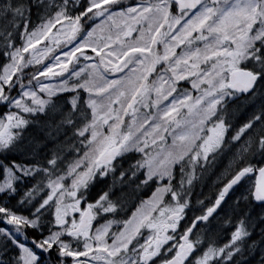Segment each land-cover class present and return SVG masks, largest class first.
Here are the masks:
<instances>
[{
  "label": "rangeland",
  "instance_id": "obj_1",
  "mask_svg": "<svg viewBox=\"0 0 264 264\" xmlns=\"http://www.w3.org/2000/svg\"><path fill=\"white\" fill-rule=\"evenodd\" d=\"M80 1H56L53 13L26 30L22 45L12 50L0 73V104L8 110L0 113V134L8 128L0 136V150L28 123L27 114L43 111L61 93L87 91L90 136L81 142L71 164L51 178L41 203L54 205L59 228L36 244L57 248L56 260L45 250V264H134L161 235L162 222L187 209L180 202V192L174 191L169 206L164 203L177 164L190 157L194 171L216 151L233 147L226 167L211 181L210 189H215L246 154L249 162L254 159L252 152L264 150L263 115L231 137V127L215 116L227 97L236 96L229 87V72L259 61L258 56L252 58L251 49L257 43L264 46V0H204L200 9L180 15L171 11L168 0H89L86 10ZM79 7L80 14H72ZM15 77L21 84L14 95ZM157 142L163 151L154 163L151 155L147 161V180H157V191L140 203L121 228L114 219L100 223L114 207L110 193L85 200L89 183L106 173L98 163L100 154L123 143L124 154L145 152ZM31 173V166L6 168L0 193L10 190L20 174ZM251 188L249 179L236 197L241 194L240 199L246 200L244 193ZM238 199L230 209L232 216L240 213ZM80 204L92 206L95 221L86 232L72 235L69 225L75 215L71 212ZM18 218L26 223V217ZM230 219L225 223L233 225L229 239L237 244L238 253L250 257L252 264H264V220L255 229L257 221ZM253 230L258 239L246 248L244 241ZM12 234L26 239L21 230ZM37 254L22 243L19 264H38L41 254ZM92 258L97 263H90ZM212 258L204 254L198 261L207 264Z\"/></svg>",
  "mask_w": 264,
  "mask_h": 264
},
{
  "label": "trees",
  "instance_id": "obj_2",
  "mask_svg": "<svg viewBox=\"0 0 264 264\" xmlns=\"http://www.w3.org/2000/svg\"><path fill=\"white\" fill-rule=\"evenodd\" d=\"M56 1L58 0H0V73L8 63L12 50L22 45L26 30H30L52 14ZM88 1L81 0L79 6L86 10ZM135 1L139 0H131L130 2ZM81 7L72 13L80 14L78 10ZM82 21L86 22L87 17L84 16ZM253 50L257 51L255 47ZM257 55L259 61L256 63L249 61L250 64L247 65L261 73L259 87L251 93L227 98L219 110L223 119L231 127L229 130L230 137L242 127L247 126L248 123L255 121L256 117L264 116V46ZM255 56L256 52L252 58ZM39 67L40 65L37 69ZM14 83L16 85L11 90V94L15 95L19 91L18 88L21 83L16 81V77L12 80V84ZM88 95L87 91L79 89L54 96L43 111L27 115V125L19 129L16 138L8 147L0 150V184L6 178V168H13L19 164L31 166L33 170L30 175L20 174L10 190L0 193V264H19L21 259L19 244L15 242L13 235L5 231L7 228L5 220L11 219V216H26L28 220L33 221L45 220L44 225L41 226L19 222L20 228L29 238L38 240L44 235L43 230L46 234L49 233V222L53 218L52 213L39 212L37 207L48 193L51 178L55 177L58 170L63 172L66 166L71 164L73 157L77 155L75 152L82 148L81 142L90 136L92 112L90 109L91 99L88 98ZM3 110L8 111L5 105L0 104V112ZM229 155L224 150L221 156L217 155V161L212 158L204 167H200L199 171L223 169L227 164ZM255 156V160L248 162L246 160L248 154H246L240 167L262 164L263 162L258 157H264V150L260 149ZM129 157L117 164L118 173L132 168L136 160L139 162L142 157L145 158V156L137 153L131 154ZM216 164L217 166H215ZM188 169L189 161L186 158L176 168L174 178L176 188L184 186ZM143 170L145 171V169ZM144 171L131 182H128L129 179H133L131 173H126L127 176L114 174L110 178L98 179L92 183V190L98 192L108 186L118 191L116 196L119 205L117 213H119L126 210L124 206L134 197L137 189L136 183L145 178L146 171ZM209 182V178L199 176L194 180L193 188L196 190L195 193L205 194L210 201L215 196L213 197L206 192L210 187ZM202 190L204 191L202 192ZM240 196L241 194H239L238 199L240 211L238 213L248 221L251 220L252 224L257 221L255 229L258 228L264 220V208L254 203L250 192L246 200L240 199Z\"/></svg>",
  "mask_w": 264,
  "mask_h": 264
},
{
  "label": "water",
  "instance_id": "obj_3",
  "mask_svg": "<svg viewBox=\"0 0 264 264\" xmlns=\"http://www.w3.org/2000/svg\"><path fill=\"white\" fill-rule=\"evenodd\" d=\"M176 1L179 5V10L183 9H196L202 2V0H173ZM259 78V74H255L251 70H235L230 73V84L232 87H234L238 91H247L252 90ZM118 152V149H115L111 152V154L107 157L103 155L104 160H110L111 156L116 154ZM254 172L248 171L246 169L240 171L225 187L223 190V197L218 199L216 205L209 209L207 211V214L203 218H198L195 223L193 224L192 228L186 233V235L183 238V241L185 242L188 237L190 236L193 229L196 227V225L201 221H206L211 216L214 215V213L217 211L223 200L226 198V196L229 194V192L237 185L239 182H241L247 175L253 174ZM255 201L257 203H264V166L257 171V178H256V185L253 192ZM90 215L89 213H86L83 223L81 227H85L88 224ZM193 251V248L189 244L182 245L177 255L167 264H184V262L188 259L190 253Z\"/></svg>",
  "mask_w": 264,
  "mask_h": 264
},
{
  "label": "flooded vegetation",
  "instance_id": "obj_4",
  "mask_svg": "<svg viewBox=\"0 0 264 264\" xmlns=\"http://www.w3.org/2000/svg\"><path fill=\"white\" fill-rule=\"evenodd\" d=\"M179 219H180V220H179ZM179 219H178V220H179V221H178V224L181 225V223H182V220H181V219H182V218H179ZM171 228H172L173 230H177V227H176V226H174V227H167V225H166V228H165V232H164L163 237H164V236L170 231ZM162 240H163V238H162ZM157 241H158V240H157ZM159 243H160V242H159ZM157 244H158V242H156L155 247H158L159 244H158V245H157ZM153 247H154L153 245H149V248L152 249ZM151 249H150V251H152ZM154 249H155V248H154ZM154 249H153V250H154ZM149 254H150V253H149ZM149 254H147V257H146L147 260H146V262H145L144 264H160V263L157 261V258H156V257H157V253H156V251H155V252L152 251L151 254H152L153 256H152V255H149Z\"/></svg>",
  "mask_w": 264,
  "mask_h": 264
},
{
  "label": "bare ground",
  "instance_id": "obj_5",
  "mask_svg": "<svg viewBox=\"0 0 264 264\" xmlns=\"http://www.w3.org/2000/svg\"><path fill=\"white\" fill-rule=\"evenodd\" d=\"M242 98V97H241ZM27 224V223H26Z\"/></svg>",
  "mask_w": 264,
  "mask_h": 264
}]
</instances>
